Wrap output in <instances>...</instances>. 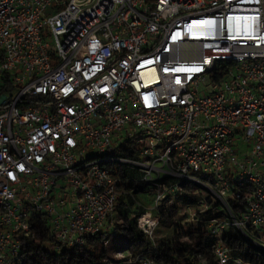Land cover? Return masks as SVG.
Masks as SVG:
<instances>
[{
	"label": "built area",
	"instance_id": "obj_1",
	"mask_svg": "<svg viewBox=\"0 0 264 264\" xmlns=\"http://www.w3.org/2000/svg\"><path fill=\"white\" fill-rule=\"evenodd\" d=\"M123 165L178 180L137 220L150 239L185 182L230 214L213 234L264 228V0H0V264H29L42 224L57 251L109 228Z\"/></svg>",
	"mask_w": 264,
	"mask_h": 264
},
{
	"label": "trees",
	"instance_id": "obj_2",
	"mask_svg": "<svg viewBox=\"0 0 264 264\" xmlns=\"http://www.w3.org/2000/svg\"><path fill=\"white\" fill-rule=\"evenodd\" d=\"M117 157H132L133 151L128 145L119 146L112 152ZM120 178V195L116 201L115 213L120 224H113L108 228L111 233H99L92 237L88 244L82 248L48 251L43 245L51 244L52 238L48 227L42 224L37 229V237L28 242L29 264H129L130 257L139 254H150L157 262L162 264H215L214 249L222 244L230 250L231 259L228 264H264V228L260 230L247 229L245 234L237 228L229 226L217 236L212 233L209 224L216 221H229L230 214L223 205L202 185L198 183H181L180 190L166 194L153 217L157 224H163L168 231H176L178 226L172 222L176 202L184 203L189 208L203 209L196 212V226L187 233L186 241L174 242L155 235L147 237L137 226L138 218L153 204L156 192L154 187L177 184L178 180H162L150 188L141 181L140 173L130 170L127 166L117 167ZM170 202V206L164 207ZM228 206L233 215L239 217L243 211L242 205L235 199H228ZM112 220H114L112 218ZM180 228V227H179ZM155 229V228H154ZM123 238V239H122ZM126 252L124 260H114L113 257ZM116 261V262H115Z\"/></svg>",
	"mask_w": 264,
	"mask_h": 264
},
{
	"label": "rangeland",
	"instance_id": "obj_3",
	"mask_svg": "<svg viewBox=\"0 0 264 264\" xmlns=\"http://www.w3.org/2000/svg\"><path fill=\"white\" fill-rule=\"evenodd\" d=\"M215 89H216V85L215 84L213 85L209 80L202 82L199 87L200 94H210ZM172 204L176 206V212L174 214L172 222L178 226L177 227L178 228L177 230H179L178 233L176 231H172V228L168 231V229L163 224H157V226L154 229V233L155 235L163 237L165 239H173L174 242H178V241L184 242L187 240L185 236L187 233L182 234L181 228L184 232H188V230L194 228L196 226V220L194 218L196 215V212L203 209V207L189 208L187 205H185L182 202L181 203L176 202V197H174ZM170 205H171L170 202H167L165 203L164 207L166 208ZM152 214L156 216L154 212H152ZM113 219H114L113 224H118V225L120 224V221L118 220L116 213L113 215ZM102 232L110 234L111 229H108V227H105V229H103ZM43 246L48 251L50 252L53 251L52 244L46 243ZM126 257H127V253L121 252V253L116 254L113 257V259L120 261V260L126 259Z\"/></svg>",
	"mask_w": 264,
	"mask_h": 264
},
{
	"label": "crops",
	"instance_id": "obj_4",
	"mask_svg": "<svg viewBox=\"0 0 264 264\" xmlns=\"http://www.w3.org/2000/svg\"><path fill=\"white\" fill-rule=\"evenodd\" d=\"M105 229V228H104ZM103 233V232H102Z\"/></svg>",
	"mask_w": 264,
	"mask_h": 264
}]
</instances>
